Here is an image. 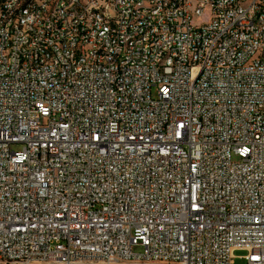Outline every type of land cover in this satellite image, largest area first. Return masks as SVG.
<instances>
[{
  "label": "built area",
  "instance_id": "1",
  "mask_svg": "<svg viewBox=\"0 0 264 264\" xmlns=\"http://www.w3.org/2000/svg\"><path fill=\"white\" fill-rule=\"evenodd\" d=\"M30 3L0 34V264H264V0Z\"/></svg>",
  "mask_w": 264,
  "mask_h": 264
},
{
  "label": "bare ground",
  "instance_id": "2",
  "mask_svg": "<svg viewBox=\"0 0 264 264\" xmlns=\"http://www.w3.org/2000/svg\"><path fill=\"white\" fill-rule=\"evenodd\" d=\"M43 1V0H36ZM32 0H12L7 7V11H1L0 3V34L4 31V25H12L11 15H17V18H24V13L31 11ZM144 9V2H137L134 5V14H141ZM93 15L99 19L105 28H113V22L116 20V12L109 9V3H101L93 6ZM53 33H62V23L53 22ZM88 47H95V39H88ZM61 53H66V43L58 42V48L51 49V59L61 58ZM181 57L173 58V67H181Z\"/></svg>",
  "mask_w": 264,
  "mask_h": 264
},
{
  "label": "rangeland",
  "instance_id": "3",
  "mask_svg": "<svg viewBox=\"0 0 264 264\" xmlns=\"http://www.w3.org/2000/svg\"><path fill=\"white\" fill-rule=\"evenodd\" d=\"M21 148H22L21 144L12 145V149L13 150H20ZM234 159H237V157H234ZM133 250L135 252H142L143 251V247L141 245H137V246H134ZM244 254H246L245 251H237L236 252L237 256H241V255H244ZM234 264H246V260L244 258L236 257Z\"/></svg>",
  "mask_w": 264,
  "mask_h": 264
}]
</instances>
